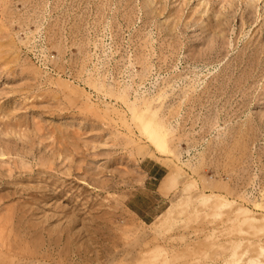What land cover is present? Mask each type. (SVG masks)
I'll return each instance as SVG.
<instances>
[{
    "label": "rangeland",
    "instance_id": "374dc122",
    "mask_svg": "<svg viewBox=\"0 0 264 264\" xmlns=\"http://www.w3.org/2000/svg\"><path fill=\"white\" fill-rule=\"evenodd\" d=\"M0 264H264V0H0Z\"/></svg>",
    "mask_w": 264,
    "mask_h": 264
},
{
    "label": "crops",
    "instance_id": "0c3cea01",
    "mask_svg": "<svg viewBox=\"0 0 264 264\" xmlns=\"http://www.w3.org/2000/svg\"><path fill=\"white\" fill-rule=\"evenodd\" d=\"M147 175H148L149 177L152 176L151 173H148ZM157 193H158V192H157ZM132 198L135 199V196H133ZM130 201H133V200H130ZM132 210H133L136 214H138V210H137V209L132 208Z\"/></svg>",
    "mask_w": 264,
    "mask_h": 264
}]
</instances>
